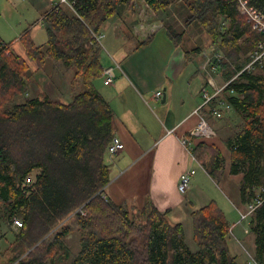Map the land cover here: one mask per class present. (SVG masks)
<instances>
[{
    "label": "trees",
    "instance_id": "obj_1",
    "mask_svg": "<svg viewBox=\"0 0 264 264\" xmlns=\"http://www.w3.org/2000/svg\"><path fill=\"white\" fill-rule=\"evenodd\" d=\"M71 2L73 8L56 5L45 13L46 42L36 44L31 27L21 36L37 70L48 59L74 70L72 83L81 88L71 102L54 100L42 90L30 96L34 70L14 49V41L0 40L4 42L0 49V228L3 222H22L12 231L10 252L0 257V263L47 264L66 248V238L78 233L81 249L73 264H237L230 249V223L216 200L191 214L197 245L193 250L183 224L172 223L167 211L149 197L143 208H129L105 195L111 181L106 155L115 135V111L95 85L104 77L103 53L95 34L121 10L133 11L139 0ZM144 2L165 14L163 25L177 46L183 43L185 29L174 30L170 17L177 16L168 8L175 5L178 13L183 11L185 26L198 25L223 53L219 65L226 81L250 59L241 55L252 52L263 38L234 0ZM247 3L264 13V0ZM194 51L201 48L186 50V57ZM223 95L242 119L240 128L222 139L231 152V173L244 175L241 201L249 204L263 198L250 226L255 258L264 264V69L242 72ZM202 113L212 126L221 119L211 115L209 106ZM193 150L218 180L225 166L218 145L201 140Z\"/></svg>",
    "mask_w": 264,
    "mask_h": 264
},
{
    "label": "crops",
    "instance_id": "obj_2",
    "mask_svg": "<svg viewBox=\"0 0 264 264\" xmlns=\"http://www.w3.org/2000/svg\"><path fill=\"white\" fill-rule=\"evenodd\" d=\"M57 1L30 0L29 4L34 12L45 14L56 6ZM157 14L145 2L139 1L133 11L123 9L120 14L109 18L101 31L104 38L120 36L126 38V44H129L120 48L125 54L119 60L120 67L116 69L117 77L113 84L106 85L110 89L99 90L115 111V135L125 143L121 152L111 156V181L105 188V195L129 208H143L149 197L161 211H167L172 223L183 224L186 241L193 250L197 249V245L193 238L191 214L214 199L226 213L231 234L239 242L240 236L249 241L252 237L251 246L255 252V234L250 223L246 225L243 220L240 221V211L246 207L241 201L240 192L243 173H231V152L224 144L223 137H195L192 134L201 118L200 114L195 113L203 101L201 90L209 85V76L220 85L218 78L224 80L222 72L214 71L206 58L198 70V76H201L200 70L206 72L205 78H193L189 62L196 61L195 54L204 52L202 49L200 52L194 51L187 58L179 47L183 43L175 45L166 32L162 22L165 14ZM148 37H152L151 41L141 43ZM193 48L185 47V51ZM21 55L34 70L32 86L35 85L37 93L42 90L54 100L69 103L80 91L76 90L79 83L73 85V74L62 62L48 59L44 67L37 70L33 59L23 53ZM109 66L104 62V67ZM214 74H218L217 78ZM165 87L167 99L162 102L155 94L157 91L163 92ZM234 112L237 116L238 113ZM238 129L235 124L232 134ZM184 137L190 143H184ZM201 140L215 143L222 150L224 169L219 179L215 180L200 166L202 172L197 170L189 188L181 192L178 186L182 174L195 167L196 163L189 147H194ZM237 226L240 236L235 231ZM249 231L252 236L247 235ZM231 252L238 260L239 253ZM247 261L245 259L244 263L248 264Z\"/></svg>",
    "mask_w": 264,
    "mask_h": 264
},
{
    "label": "rangeland",
    "instance_id": "obj_3",
    "mask_svg": "<svg viewBox=\"0 0 264 264\" xmlns=\"http://www.w3.org/2000/svg\"><path fill=\"white\" fill-rule=\"evenodd\" d=\"M139 1L144 2V0H139ZM29 3L30 0H0V40L5 42L14 41V47L16 51L20 54L23 53L24 55H27V52L24 42L21 39V36L24 33V31L27 30L29 27H31L30 36L36 44H42L48 40V34L46 28L45 26H43V18L45 14H42L39 11L34 12L30 8ZM63 6H67V5L64 4ZM176 7L177 6L173 5L170 9L171 14L177 16V18L170 17V20L172 21V22L170 21V23H173L175 25L174 30L177 32H181L182 30L185 29L184 35L181 38V41L183 40V46H179V45L178 46L183 49L184 53H185V47L191 49L194 46H200V48L204 52V54H195V58H197L196 61L189 62V65L191 63V70L192 73L194 74L193 78L199 77L200 80H202L203 77L205 78L206 72L204 70H200L199 74L202 76L201 77L198 76V70L200 65H202L204 59H206L208 55H212L217 52L221 54L223 53L221 51H217V46L212 45L210 37L205 32H203V30L200 27H198V25L192 24L189 27L185 26L184 25L185 19H183L182 16L183 11H180L178 13L176 11L177 9ZM157 15L161 16L162 13H158ZM180 16H181V21H180ZM126 42H127L126 38L120 36L119 38H117L114 37L113 35L103 39L102 53L105 64L114 65L113 58L118 61L121 60L120 58L123 57L125 53L123 54L124 51L123 49L120 48L121 46H123V48L129 46V44H126ZM241 56L244 59L248 56H251V52L247 55L245 54ZM69 70L73 74L74 70L71 68H69ZM218 72L221 71L219 70ZM217 76L218 74H214L215 78H217ZM218 79H220L219 84L223 85L225 80H223L222 77H219ZM95 85L98 88V90L104 91L110 89L109 86H106L104 84L103 78L96 80ZM34 86L35 85L33 86L31 85L30 87L29 90L30 96L37 94V89ZM79 87L81 88V84H78V86H76V90L80 89ZM241 122H242L241 117L239 115L236 116L235 112L231 111L227 113L223 118L216 119V122L213 125V127L217 132V137L219 135L223 138L224 137L226 138L232 134V130L235 124L237 127L240 128ZM111 159H112L111 155H107L106 163L110 164ZM194 164L195 167L194 166L193 167L196 168V170H198L199 172H202L200 166L197 163ZM250 217L251 216L243 220V222L246 225L250 223ZM16 225L18 224H15V222L2 223V226L0 228V257L2 259L5 258V254L10 252V250H8V246L12 241L11 238L12 231L18 230V227ZM238 229L239 226L236 227L235 230L236 233ZM237 235L239 234L237 233ZM247 235L252 236L251 231H249ZM79 239L80 236L78 233H73L69 235L65 240L66 248L62 249V251H60L59 256L57 254V256L53 260H49L47 264H73L76 256L78 255V252L81 249ZM251 241H252V237L249 241V239L240 236V242H239L238 240L235 239V237L232 234H230L229 237V242H231L230 249L239 253L237 260L238 264H245L244 263L245 259L251 260L252 255L255 258L256 250L254 252V250L252 249ZM231 245L234 247H231Z\"/></svg>",
    "mask_w": 264,
    "mask_h": 264
},
{
    "label": "built area",
    "instance_id": "obj_4",
    "mask_svg": "<svg viewBox=\"0 0 264 264\" xmlns=\"http://www.w3.org/2000/svg\"><path fill=\"white\" fill-rule=\"evenodd\" d=\"M237 3V9L242 14L245 15L246 20L252 24L253 30L263 35V38L259 40L256 48L252 51L250 56V61L243 67L242 70L238 71L236 75L231 78L228 81H225L223 85H218L215 82V79L212 78V76L208 77L209 85L205 86L201 90L203 101L200 104V106L195 110V113L200 114L201 118L198 123V125L192 130V134L195 137H204V136H217V132L214 129V127L210 124L207 117H205L202 113V109L206 106L210 107V113L215 118H223L227 113L233 111V107L231 103L227 100V98L223 95L226 88L229 86V84L232 82V80L240 75L242 72H251L255 69H264V13L262 11H256L252 7H250L247 3V0H234ZM67 5L70 8H73V2L71 0H58L56 5ZM104 34L99 33L95 34V40L98 44V46H103V39ZM2 42V41H1ZM0 42V49L4 46V42ZM223 54L217 52L212 55H208L207 58V64L212 65V69L214 71L220 70L219 60L223 58ZM120 67V63L118 60H114V65H111L109 67H104V84L105 85H111L114 82V79L117 77V71L116 69ZM231 93L234 92V90H230ZM156 97L158 99H162L163 92L157 91ZM184 143H190L189 139L187 137L183 138ZM125 148V143L118 138L116 135L112 138L107 153L111 156L118 154ZM189 152L194 160L199 166L202 168L203 165L200 160L197 159L193 147H189ZM197 170L196 168L192 167L185 171L180 179L179 182V190L181 192H185L190 184L192 177L196 174ZM30 178H28V181ZM263 198H258L252 203L246 204V207L244 210L240 211V221L247 219L249 216L252 215L255 208L262 203ZM17 227L22 225L21 220L15 219L14 220ZM250 264H259L258 261H256L254 258H252V261Z\"/></svg>",
    "mask_w": 264,
    "mask_h": 264
},
{
    "label": "water",
    "instance_id": "obj_5",
    "mask_svg": "<svg viewBox=\"0 0 264 264\" xmlns=\"http://www.w3.org/2000/svg\"><path fill=\"white\" fill-rule=\"evenodd\" d=\"M166 87L163 89V97H162V102H165L167 99V91H166Z\"/></svg>",
    "mask_w": 264,
    "mask_h": 264
},
{
    "label": "bare ground",
    "instance_id": "obj_6",
    "mask_svg": "<svg viewBox=\"0 0 264 264\" xmlns=\"http://www.w3.org/2000/svg\"><path fill=\"white\" fill-rule=\"evenodd\" d=\"M99 47L102 49V47H103V46H99ZM251 53H252V52H251ZM249 61H250V59L248 60V62H249ZM248 62H247V63H248ZM247 63H246V64H247ZM242 69H243V68H242ZM242 69H241V70H242ZM258 69H259V68H258ZM256 70H257V69H255L254 71H256ZM252 258H254V257H251V260H249L248 264H250V263H251V261H252ZM254 259H255V258H254Z\"/></svg>",
    "mask_w": 264,
    "mask_h": 264
}]
</instances>
